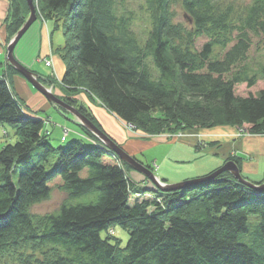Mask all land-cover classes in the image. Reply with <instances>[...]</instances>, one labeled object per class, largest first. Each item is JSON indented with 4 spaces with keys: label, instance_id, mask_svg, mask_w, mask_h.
Here are the masks:
<instances>
[{
    "label": "trees",
    "instance_id": "1",
    "mask_svg": "<svg viewBox=\"0 0 264 264\" xmlns=\"http://www.w3.org/2000/svg\"><path fill=\"white\" fill-rule=\"evenodd\" d=\"M37 1L42 20L66 36L62 101L104 134L75 100L78 89L146 136L219 127L264 134V86L257 89L245 71L253 40L264 42V0L241 11L222 0H145L152 22L142 44L120 8L124 0ZM10 2L13 38L29 12L25 0ZM177 4L185 23L173 21ZM242 84L254 92L236 96ZM4 124L16 142L0 148V257L15 264H264V191L228 172L168 192L146 179L134 182L129 166L81 124L90 141L73 138L54 147L44 121L28 113L3 76ZM34 149L41 151L38 163ZM54 189L66 201L55 213L32 215L30 207ZM83 196L90 202L70 204ZM116 224L128 232L125 247L109 233Z\"/></svg>",
    "mask_w": 264,
    "mask_h": 264
},
{
    "label": "crops",
    "instance_id": "2",
    "mask_svg": "<svg viewBox=\"0 0 264 264\" xmlns=\"http://www.w3.org/2000/svg\"><path fill=\"white\" fill-rule=\"evenodd\" d=\"M10 4V0H0V78L6 77L16 96L25 100L26 95H32L28 83L21 76L12 74L7 66L6 51L8 43L12 39L8 28L9 23L6 20L9 15ZM35 22L30 34L22 36L18 41L13 50V55L21 65L27 67L34 74L37 73V75H43V77L55 75L56 79L61 80L64 72L62 77L57 75L56 68L58 66L55 64L54 54L48 43L47 31L49 24L47 22L44 24L40 20ZM48 60L51 67L44 65V62ZM16 87L19 95L16 93ZM63 90L61 88L56 95L64 96L68 94ZM76 98L78 102H81L83 106L91 111L108 137L113 139L130 157L136 158L144 167L146 165L152 167L154 176L166 185L209 176L211 172L220 169L231 158L237 161L238 164H236L244 179L251 183L264 182V134L249 135L240 133L239 135L236 128L229 127L208 129V131L200 129L187 130V134L185 133V136L177 139V141L175 139L173 141L167 140L165 135L147 138L139 132L131 133L102 105L92 103L91 98L85 95L84 92L79 93ZM44 101L46 102V100ZM44 101L39 97L37 103L32 107L38 110L36 105H47V102ZM36 112L34 113L36 114ZM49 121L51 122V120ZM47 131L50 132L51 137V129L48 128ZM73 134L75 138H85L78 127H76ZM155 146L160 151L153 155L152 159H145L146 163H143L140 157L146 158L144 156L145 150L152 149ZM133 179L135 182L143 181L140 176H133Z\"/></svg>",
    "mask_w": 264,
    "mask_h": 264
},
{
    "label": "rangeland",
    "instance_id": "3",
    "mask_svg": "<svg viewBox=\"0 0 264 264\" xmlns=\"http://www.w3.org/2000/svg\"><path fill=\"white\" fill-rule=\"evenodd\" d=\"M32 1L34 3V6H35V11L37 14V20H40L42 23L45 24L44 20H42V18L40 17V14H39V11L37 8L38 4H36V3H38V1L37 0H32ZM222 1L232 5L234 10L241 11L243 8H245L246 6L251 4L253 0H222ZM120 8L125 13L124 14L125 17L129 16L131 18L130 29H132V32L134 33L136 39H138V41L141 44L144 43V41L146 40V37H147V35L151 29L150 26H151V22H152V19L150 17V10L146 6L145 0H124V1H122ZM172 10L174 11V16H175V18L173 19L174 23H181L182 24V23L186 22V20H187L186 16H185L183 9L181 8L180 5L177 4L176 6H173ZM28 17H29V15L25 18V21L27 20ZM35 23H33V25ZM32 26L25 32L23 37L25 35L27 36L30 34ZM47 32H48V43L51 47L52 53L54 54L53 57L55 58V64L58 66L57 67L58 69L55 67L56 73L58 71L57 75L59 77H62V75H63L62 73L65 70V64L61 60L60 55H62L61 54L62 52L60 51V49L65 45L66 36H64V32H63L62 28L54 29L53 26L50 24H49ZM205 41H206V38H203V39L201 38V39L197 40L196 46L198 48H201V45H203ZM252 45L253 46L251 47V49L247 55L248 60H246V63H245V66H246L245 71H246L247 77H249V76L255 77V79H256L255 87L257 89H261L264 86V42H262V40L260 41L258 39H254ZM216 53L220 54L218 47H215L214 55ZM44 65H45V62H44ZM21 66H23V65H21ZM46 66L51 67V65H47V64H46ZM45 72H46V70L44 71V74H45ZM32 74L36 76V80L41 86H43L53 96L58 97L62 101L61 98L64 96L56 95L57 92L60 91L62 88V79L61 80L56 79L55 75H47V76H45V78L47 77L49 79V81H51L52 83L51 84L46 83L47 85H45L44 83L42 84V82H40L38 80V76L43 77V75H39V74L37 75V73L34 74L33 72H32ZM19 76H21V75H19ZM21 77L23 78V80H25L28 83L27 85H28V87H30V92L32 95L31 96L26 95V99L28 98V100H26V99L22 100L21 98H19V99L23 102L24 106L27 108L28 113L31 116H33L35 118L36 117L41 118L44 121V131L49 136V139H51V143L54 147H58L61 144H65L73 138L79 139V140L82 139L85 141H90V139L88 137H86L83 132L82 133H83V136L85 138H75L73 133L76 131L77 125L81 124L76 117H74L69 111L67 112L62 107L56 106L53 103H51L47 99V97H44V95L41 94L38 90H36V88L31 86L30 83L25 79V77H23V76H21ZM249 90H252L254 92L255 88L249 89ZM249 90L243 84L238 85L235 87V95L236 96H245V95L250 93ZM63 92H66V90H63ZM82 92H84V90L78 89V93H82ZM257 92L258 91H256L255 94ZM16 93L19 95L17 87H16ZM20 94H21V92H20ZM39 97H41L43 99V101L46 100L47 105L46 104L43 106L36 105L38 107L37 108L38 110H36L32 106L37 103V98H39ZM74 98L78 102L77 98L76 97H74ZM90 101L92 103H96V104L100 105L98 100L96 98H94L93 96H91ZM80 104H81V102H80ZM34 112H36V114ZM49 120H51V122ZM121 123L123 125H125L126 129L129 130V128H130V130H132L130 125L124 123L123 121ZM74 124L76 127L74 126ZM48 128H50L52 131L51 137H50V132L47 131ZM219 128H226V127H219ZM234 128H236V127H234ZM126 129H124V130H126ZM236 129H237V131H239L238 132L239 135L241 132L247 133L242 128H240V129L236 128ZM200 130H206V129H200ZM206 131H208V130H206ZM136 132L137 131L134 129L131 131V133H136ZM185 133H186V131L185 132L176 131V133H170V134H172V136H169L168 134H166L165 139L170 140V141H173V139H175L177 141V139H180L183 136H185ZM61 135H62V137H61ZM105 135L107 136V134H105ZM141 135H143V134H141ZM160 135H155V136L143 135V137L145 136L147 138H155L156 136H160ZM252 135H255V134H252ZM59 137H61V139H59ZM108 138L116 144V142L113 139H111L110 137H108ZM15 140H16V138L14 136V130H13L11 125L4 124L3 126L0 127V148L2 146L6 145V143H15L16 142ZM63 141H65V142H63ZM116 145L118 147H120L118 144H116ZM122 150L125 151L124 149H122ZM159 151H160V149L157 148V146H155L152 149L145 150V152H144L145 155L144 154L143 155L146 158H144V157H140V158L143 161V163H146L145 159H147V158L152 159V156L156 155V153H158ZM40 152L41 151L39 149H34V151L32 152V160L35 163H38L37 160H38V155L40 154ZM148 161H149V163H151L150 160H148ZM51 162L53 163L54 161L51 160ZM151 173L153 174V169H152ZM212 173L213 172H211L210 174H212ZM239 174H240V172H239ZM17 176H18V173L16 172V174L14 175L15 181L17 179ZM128 176L133 181H134L133 176L134 177L140 176L143 181L146 179L149 186L156 188L147 178H145L143 175H141L138 171L134 170L133 168H130L128 170ZM153 176H154V174H153ZM202 178H205V177H202ZM156 180H158L160 183H163L158 178H156ZM193 180H195V179H193ZM163 184H165V183H163ZM262 184H264V182L260 183L258 185H262ZM94 196H95V194H94ZM66 198H67V195L65 192L54 189L53 191H51V195L49 196V198L47 200H43V201H40L39 203L32 205L30 207L29 212L32 215H36V216L50 215L51 213H55L60 208V206L62 205V202L66 201ZM90 200H91V196H83V197L72 199L70 204L89 203ZM256 223H257V218L256 217L251 218L249 220V225H250L249 227H252L251 225H255ZM109 233H111V235H113L114 240L119 243L120 247H125V245L127 244L126 242H127V238H128V232H126L121 226L116 224V225H112L110 227ZM104 236H106L105 233L102 234V237H104ZM240 241L243 242V239H240ZM0 264H15V263H12V262L8 261L7 259L0 257Z\"/></svg>",
    "mask_w": 264,
    "mask_h": 264
},
{
    "label": "water",
    "instance_id": "4",
    "mask_svg": "<svg viewBox=\"0 0 264 264\" xmlns=\"http://www.w3.org/2000/svg\"><path fill=\"white\" fill-rule=\"evenodd\" d=\"M25 1L27 3L29 17L24 22L22 28L19 31H17L16 35L8 43V47L6 51L8 64L14 67L19 75L25 77V79L30 83V85L36 88V90H38L41 94H43L44 97H47V99L51 103H53L56 106L62 107L67 112L69 111L74 117H76L78 121L81 123V125L85 127L90 133L95 135L101 142H103L104 145L108 147L109 150L117 156V158L120 159V161H122L123 163L125 162L130 168H133L134 170L138 171L141 175L147 178L156 188H159L164 192L185 189L188 188L189 185L199 184L200 182L209 181L210 179L218 176L221 172H228L229 174H232L233 177L241 184H246L247 186L254 188L257 191H264V184L262 185L251 184L246 179H244L241 176V174H239L237 164L234 163L233 161L225 162L224 165L220 167L219 170L213 172L212 174H210L209 177H205V178H200L195 180L192 179L189 181L178 182L177 184H168V185L160 183L158 180H156V177L153 176V174L147 167H144L136 158L130 157L125 151H123L113 141H111L102 131H99V129L96 126H94L85 116L78 113V111L75 108L66 105L58 97L53 96L47 89H45L37 82L36 76L33 75L32 72H30L25 66L23 67L20 65V63H18V61L13 55V50L16 47L18 41L25 34V32L37 20V14L35 11V6L33 1L32 0H25Z\"/></svg>",
    "mask_w": 264,
    "mask_h": 264
},
{
    "label": "bare ground",
    "instance_id": "5",
    "mask_svg": "<svg viewBox=\"0 0 264 264\" xmlns=\"http://www.w3.org/2000/svg\"><path fill=\"white\" fill-rule=\"evenodd\" d=\"M50 62V61H49ZM8 63V62H7ZM16 70V69H15ZM130 127L132 128V130L134 129L131 125H130ZM219 129V128H218ZM129 130H130V128H129ZM132 130H130V131H132ZM241 133H243V132H241ZM166 134H168L169 136H172V134H170V132H167V131H165V133H163V134H161V135H166ZM100 141V140H99ZM101 142V141H100ZM102 143V142H101ZM210 176V175H209ZM209 176H207V177H209Z\"/></svg>",
    "mask_w": 264,
    "mask_h": 264
},
{
    "label": "built area",
    "instance_id": "6",
    "mask_svg": "<svg viewBox=\"0 0 264 264\" xmlns=\"http://www.w3.org/2000/svg\"><path fill=\"white\" fill-rule=\"evenodd\" d=\"M37 4V3H36ZM45 64L47 65H51L49 61H45Z\"/></svg>",
    "mask_w": 264,
    "mask_h": 264
}]
</instances>
